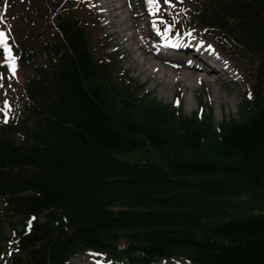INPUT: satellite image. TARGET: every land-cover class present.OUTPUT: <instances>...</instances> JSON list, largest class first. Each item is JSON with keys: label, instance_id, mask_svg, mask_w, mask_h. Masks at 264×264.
Here are the masks:
<instances>
[{"label": "trees", "instance_id": "1", "mask_svg": "<svg viewBox=\"0 0 264 264\" xmlns=\"http://www.w3.org/2000/svg\"><path fill=\"white\" fill-rule=\"evenodd\" d=\"M46 1L29 24L45 11L54 29L23 42L25 91L0 114V264H264V0L174 1L180 25L251 57L238 118L220 123L145 92L102 50L94 11Z\"/></svg>", "mask_w": 264, "mask_h": 264}, {"label": "rangeland", "instance_id": "2", "mask_svg": "<svg viewBox=\"0 0 264 264\" xmlns=\"http://www.w3.org/2000/svg\"><path fill=\"white\" fill-rule=\"evenodd\" d=\"M19 1L20 0H7L3 6V17L4 19L6 17L9 24L7 28L5 27V29H9L12 31V35H11L12 41L10 40V31L5 30L3 28L2 29L5 32V34L9 36V40H10L9 43L11 44L13 51L17 50L18 42L20 43L24 38L27 39L31 32H34V34H39V33L46 34V31L43 30L44 25H46V22L42 21L41 24L39 25H33V23L29 24V20L31 19V16L25 15V13L22 10L23 6L19 3ZM101 1L103 2V5L101 4ZM121 1L126 2V5L122 6L123 9L130 8V3H133L134 10L130 9V13L138 14L139 12L145 14L139 16L140 22L145 24L142 27L143 39L144 41L151 44L154 49L161 50L162 47H160L159 44L153 42L148 37V35H151L152 30L156 31L157 29L160 32L159 36L163 38L171 37V38L187 39V37L190 36L189 32H186V34L180 36L179 34L173 31V28L171 26H165L167 23L166 14H168L165 3H169L168 0L165 1L158 0V2L152 6L149 5L148 0L145 1L121 0ZM171 2H173V0H171ZM94 3L97 10V14L101 18V27L103 29L102 35L109 43V48H111L112 50L113 49L116 50L119 56L122 53L121 56L122 64L125 68L129 69V72L132 76L138 77V79L141 82L145 78H147L146 89L150 91L159 100H161L163 104L165 105L172 104L175 101V96L176 97L179 96L180 99L182 100L181 111H180L181 115L192 116L194 111L198 109V105L203 104L204 106L206 107L208 106L210 108V111L212 112L213 115L214 123H220L223 117L226 118L231 117L235 119L238 118L239 104L241 103L243 93H245V84L241 80L239 74H237V76L235 77L236 81H228L224 79L214 80V78H211L209 74H205L204 72H200V71H193L194 68L193 70L187 67H183L182 69H178V68L176 69L175 67L172 66L175 64L172 65L171 63L164 64L162 60H159L158 58H154L152 59V61H155L162 65L169 66V69L174 68L173 69L174 72H181V73L186 71L192 72V77L200 74L205 75V78L201 80V83L196 84L193 87H186L183 81L179 80L174 85L169 87V93L166 96L161 97L160 88L162 86V82L155 79L153 75H148L146 71L143 70L142 67H140V65L137 62L135 52H133L132 49H129L126 42L122 40V36L118 32L117 30L118 28L116 26V16H114L116 11L111 9L112 6L110 0H94ZM1 23L2 20L0 18V24ZM110 35H113L112 41L110 40L111 38L109 37ZM199 44H203V43L199 41ZM147 56H150V54L145 55V57ZM40 57H37L35 61L36 63L42 64L44 61L43 59H41L42 57L41 58ZM166 57H169V55L167 54ZM171 58L173 59V56ZM181 60L184 61V58ZM228 64L232 67L231 63L228 62ZM232 64L236 69H238V67L234 65L233 61ZM246 65L249 66V68L252 67L249 59L246 60L245 66ZM30 69L32 70V67ZM17 86L18 89L24 87V81L21 78L15 76L14 73L11 75H3L2 73H0V105L2 109H5V111L17 110L14 106H12L13 104H18L19 100L22 97V93L21 94L18 93V90L15 89ZM215 90L219 92L217 95L218 96L217 99L214 96ZM9 92H11V94ZM187 93L191 97L190 107H188L187 105V99H186ZM203 96L205 97V102L201 101V98L202 100L204 99ZM5 100L8 101L10 107L5 108V105L3 103V101ZM118 156L120 158L129 161H135V159H137L136 154L133 155V152L118 154ZM2 208L5 207L2 205V200L0 198V219H4V221L0 224V227L2 226L4 231L7 232V235L11 237L8 221L6 220L7 217L4 218V212H2ZM14 220L16 221L15 218ZM18 228L20 229V225H18ZM73 264H92V263L90 262V260L87 259V257L86 258L81 257L76 261H74Z\"/></svg>", "mask_w": 264, "mask_h": 264}, {"label": "bare ground", "instance_id": "3", "mask_svg": "<svg viewBox=\"0 0 264 264\" xmlns=\"http://www.w3.org/2000/svg\"><path fill=\"white\" fill-rule=\"evenodd\" d=\"M110 3L112 6L111 9L116 11L114 16H116L117 30L129 49H132L133 52H135L138 64L148 75H153L155 79L162 82V86L160 88L161 97L166 96L169 93V87L174 85L179 80L183 81L186 87H193L196 84L201 83V80L205 78L204 74L192 77V72H174L173 68L169 69V66L166 65L165 67L167 68H165L162 64L152 61V59L158 58L162 59L164 63L167 62L164 57L165 51L154 49L151 44L144 41L142 35V27L144 26V23H141L139 18V16H142V13H130V9L134 10L133 3H130V8L128 9L122 8V6L126 5L125 1L110 0ZM202 50H205V48H202ZM146 54H150V56L145 57ZM208 54L214 63H218V61H220V58L217 56L218 53L214 55L213 52L210 51ZM218 93L219 92L215 90L214 96L216 99L218 97ZM186 99L187 105L190 107L191 97L188 93L186 95Z\"/></svg>", "mask_w": 264, "mask_h": 264}, {"label": "snow or ice", "instance_id": "4", "mask_svg": "<svg viewBox=\"0 0 264 264\" xmlns=\"http://www.w3.org/2000/svg\"><path fill=\"white\" fill-rule=\"evenodd\" d=\"M148 2H149V5L152 6L156 4L158 0H148ZM168 2L170 3L171 0H168ZM4 37H5V33L3 31H0V44L3 45V50H4L5 57H6L5 62L11 66L14 72L15 67H16V64H15L16 58L13 56L10 45L5 41ZM3 103L5 105V108L10 107L7 100L3 101ZM0 111H5V109H0Z\"/></svg>", "mask_w": 264, "mask_h": 264}]
</instances>
